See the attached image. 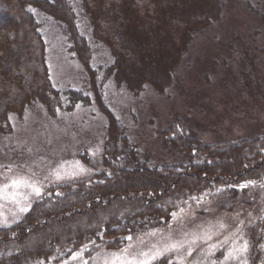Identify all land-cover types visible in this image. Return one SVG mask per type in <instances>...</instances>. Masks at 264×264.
<instances>
[{"label": "rangeland", "instance_id": "374dc122", "mask_svg": "<svg viewBox=\"0 0 264 264\" xmlns=\"http://www.w3.org/2000/svg\"><path fill=\"white\" fill-rule=\"evenodd\" d=\"M69 1L78 31L92 49L104 106L124 129L138 159L130 162L124 154L122 166L169 168L186 163L187 155L166 142L164 132L170 126L207 145L264 136V0H220V19L193 34L169 87L162 93L147 88L139 96L111 79L109 52L94 41L80 0ZM29 10L47 46V65L60 104L48 112L36 103L22 119L11 116V134H0V187L13 179L24 181L0 193V228L19 222L52 187L91 179L103 169L107 118L94 99L86 72L70 52L67 31L40 10ZM73 95L77 99L71 106ZM81 155L88 156L90 165ZM244 185L232 197L198 196L174 211L178 219L171 214L164 226L139 236L143 243L134 238L120 249L100 250L90 258L84 247L60 263L40 264H127L133 257L121 250L129 244L138 255L191 239L210 227L212 238L191 245L196 248L192 256L185 250L168 252L152 264L164 257L169 264H249L250 230L264 217V178ZM151 232L156 235H148ZM245 245L243 251L233 252ZM229 252L233 258H226Z\"/></svg>", "mask_w": 264, "mask_h": 264}, {"label": "trees", "instance_id": "16d2710c", "mask_svg": "<svg viewBox=\"0 0 264 264\" xmlns=\"http://www.w3.org/2000/svg\"><path fill=\"white\" fill-rule=\"evenodd\" d=\"M80 2L94 41L111 56V79L134 96L147 88L164 92L193 34L221 17L220 0ZM30 8L65 27L70 52L86 72L107 118V135L99 174L52 187L19 222L0 228V264L60 263L85 245L86 258L100 250H117L128 243L126 236L139 237L164 226L175 210L193 203L192 197H232L241 185L264 178V136L207 145L177 126H170L164 136L170 147L187 155L186 163L169 168L122 166L124 154L130 162L138 159L124 129L104 106L93 52L78 31L69 0H0L1 135L13 132L12 115L22 119L36 103L48 112L60 104L47 65V46ZM76 99L73 95L71 106ZM81 159L90 165L87 155ZM250 245L249 264H264V217L251 228ZM153 264H169V258Z\"/></svg>", "mask_w": 264, "mask_h": 264}, {"label": "snow or ice", "instance_id": "6c2138e0", "mask_svg": "<svg viewBox=\"0 0 264 264\" xmlns=\"http://www.w3.org/2000/svg\"><path fill=\"white\" fill-rule=\"evenodd\" d=\"M9 119H11V117H9ZM0 167H3V165H0ZM8 167H9V170H11V166L9 165ZM59 178H60L59 173H57V179ZM23 182L24 181L21 178L13 179L10 185H4L3 187H0V193H2L4 189L7 187H15ZM245 186L246 185H241V187H245ZM34 191L36 192L37 195L40 194V189L38 187H35ZM192 199L197 200V197H192ZM24 210L25 209H21V211H24ZM180 211L182 213L184 210L181 209ZM172 217L173 219H178L179 214L176 212H173ZM224 227L225 226L222 223L219 225V228L221 229ZM148 235L155 236L156 233L151 232V233H148ZM188 235H189L188 233H185L186 237ZM211 238H212V234H211V227H210L209 229L205 230L202 234H192L191 239L175 241L174 243L165 245L163 249H156L155 251L149 250L147 252L141 251L137 255L136 253L132 251L133 245L129 244L128 247L122 249L121 251L122 253L130 254L133 257L131 260L127 261V264H152V261L156 260L158 257L163 256L165 253H168V252H179L181 250H185L186 256H192L193 252L196 251V248H193L191 245H195L197 241L207 242ZM124 239L131 242L133 241L134 237L132 235H129V236H126ZM135 239L138 243H143L142 237H135ZM245 248H246V245L240 249H233V252H240V251H243ZM153 249H155V246H153ZM233 252H229L228 257L226 258H233ZM244 264H246V262H244Z\"/></svg>", "mask_w": 264, "mask_h": 264}]
</instances>
